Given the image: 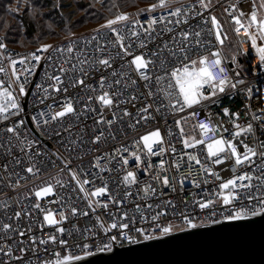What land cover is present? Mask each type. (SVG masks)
<instances>
[{"label": "built area", "instance_id": "obj_1", "mask_svg": "<svg viewBox=\"0 0 264 264\" xmlns=\"http://www.w3.org/2000/svg\"><path fill=\"white\" fill-rule=\"evenodd\" d=\"M159 5L157 0L144 13L48 47L14 49L0 35L4 46L0 48L1 88L12 94L21 109L9 108L3 114L7 119H0V264H67L77 260L65 257L83 259L110 251L105 245L110 244L112 250L146 241L145 236L150 240L188 229L189 221L197 227L237 213L264 212V63L251 37L256 47L264 46V38L250 20L258 12L254 0H184L170 7ZM213 17L218 27L213 26ZM233 17H239L243 27ZM153 19L156 23L150 25ZM229 39L233 49L226 54L223 46ZM244 44H251V50ZM137 55L149 62L140 71L131 64ZM201 57L209 63L220 59L229 85L215 96L210 95V85H205L201 91L209 98L188 107L171 73L191 67L192 61L197 65ZM141 73L148 78L143 79ZM53 76L61 78L59 84L49 79ZM37 84L47 92L38 90ZM105 92L113 101L109 106L97 99ZM69 101L74 112L52 120ZM224 109L229 110L227 115ZM26 116L42 139L29 127ZM202 122L215 131L202 134ZM10 127L15 131L8 132ZM156 130L162 143L153 145L156 154L152 155L140 138ZM220 138L232 141L241 157L245 145L256 155L236 165L235 158L225 152L222 163L215 164L207 155V144ZM196 140L203 143L196 144ZM185 141L194 146L185 147ZM129 171L136 177L134 184L124 182ZM245 174L251 179L238 184L250 187L235 189L238 198L225 206L218 195L219 183ZM165 177L168 185L163 184ZM48 186L51 193L36 196ZM97 188L106 191L92 196ZM208 200L212 204L200 209L199 202ZM48 212L58 224L45 222ZM61 214L65 219L60 220ZM112 223L128 227L112 229ZM165 227L168 233H163Z\"/></svg>", "mask_w": 264, "mask_h": 264}, {"label": "snow or ice", "instance_id": "obj_2", "mask_svg": "<svg viewBox=\"0 0 264 264\" xmlns=\"http://www.w3.org/2000/svg\"><path fill=\"white\" fill-rule=\"evenodd\" d=\"M166 0H160V5L159 6H164L165 5ZM202 2V0H201ZM157 5H153L152 8H155ZM261 7H264V4L261 5ZM178 11V10H177ZM173 15H175L176 13H172ZM128 17L126 15H119L116 17V20H109L107 22V25H105V27H110L111 25L115 24L117 21H124L127 20ZM234 21L236 22L237 25H240L241 27H243V25L241 24V21L239 19V17H233ZM251 23L257 25L258 30L261 34V37L264 38V19H260L257 20V16L255 13H253L250 17ZM212 24L214 27H218L217 21L215 19V17L212 18ZM150 25L156 23V20H152L149 22ZM240 29L237 28V31H239ZM113 31H115V29H113ZM245 34H248V29L245 28L244 29ZM132 35H136L135 32L132 33ZM187 35V34H184ZM197 36H199V33H196ZM216 38L217 40H220V33L217 32L216 34ZM118 39H120L118 37ZM252 39V44L253 47H255V50L259 56V60L264 63V46L262 47H256V42H255V37H251ZM222 42V41H221ZM4 47L2 44H0V48ZM47 47V46H45ZM123 47V46H122ZM72 49L69 48L68 51H71ZM181 51H183V49H181ZM213 56H217V53H212ZM35 60L39 61L40 57L39 56H35L34 57ZM15 63V62H13ZM21 63H23V61H21ZM100 64L108 66L109 65V61L107 60H100L99 61ZM147 63L144 60V58L140 55L135 56L132 60H131V64L135 66L137 71H140L144 68L147 67ZM196 61H192V66L189 67L188 65H185L182 69H176L173 70L171 73L172 78L175 80V86L179 89V93L180 95L183 97L184 100V104L185 106L191 107L194 104H199L201 102V100H206L209 98L208 95H205L201 89L204 88L205 85H210L212 92L210 93L211 96H215L217 95V92L219 93H224L225 92V85H229V77L227 75H225V68L220 67L221 65V60L220 59H214L211 61V63L208 62L207 58L205 57H201L199 60V67H196ZM213 68H218L219 72L215 73L212 71ZM0 71H2V69H0ZM60 71H64L63 68L60 69ZM15 75V73H14ZM142 78L143 79H147V76H144L143 73H141ZM49 79L55 80L57 82V84L60 83L61 78L59 76H53V77H49ZM160 79V78H157ZM78 83L83 84L84 81L80 80L78 81ZM117 83H119V81H117ZM230 86L232 88L236 87L235 83L230 84ZM38 90H43L45 92H47V89H42V86L40 84L36 85ZM50 87H52V85H50ZM169 87H172V85H169ZM57 91H59V88L56 89ZM20 92L21 94H23L25 92V89L23 86H21L20 88ZM0 97H4L3 101H0V119H7V116L3 115L4 113H8L9 108L20 111V107L19 104L12 98V94L10 92H8L6 89L5 90H0ZM97 99H99L103 105L105 106H109L113 103L112 99L109 97V94L107 92L104 93V95L98 97ZM228 109H224L225 114H228ZM74 112V108H73V104L71 101L67 102L63 109L61 111L55 112V114L52 116V120H56L58 117H63L66 114L69 113H73ZM15 114V113H13ZM40 115H44V113H41ZM125 115H127V113H125ZM233 115H235V113H233ZM33 120H37V117H33ZM44 123H48V121H45ZM109 124L112 123V121H108ZM199 128L201 129V133L202 134H206L208 131H215V128H210L208 124L206 123H200L199 124ZM248 131L251 130V125H249ZM8 132H14L15 129L10 127L7 129ZM57 135H59V133H56ZM234 136L239 135V132L234 133ZM100 139L99 136L96 137V140L98 141ZM141 141L143 142V146L144 149L147 150V153L155 155L156 153L153 150V145H159L160 143H162V139H161V135L159 130L156 131H152L150 133H148L147 135L142 136ZM73 143H75V141H73ZM196 144H201L203 143L202 140H196L195 142ZM31 146V145H29ZM194 145H190L187 141H185V147H191ZM245 147V154L243 155V157H241V155L237 152V148L236 145L229 140H224L223 138L220 139H214L212 140L211 143L207 144V155L209 158H213V163L215 164H220L222 163V158H221V154L228 152L230 153L231 157L235 158V164L236 165H240L242 163L245 162H250L251 157L256 155V153L254 152L253 149L248 148L247 145L244 146ZM163 151V150H161ZM135 155V154H133ZM135 159L137 161H139L141 158L140 156H135ZM189 159H196L195 157H189ZM124 163H128L127 160L124 161ZM196 163L199 164L200 161L198 159H196ZM163 165V161H161V167ZM149 168L153 167L151 164L148 165ZM27 171L32 172L33 169L32 168H28ZM206 171H208L210 174H212L213 176H215V178L217 180H220L219 175H217L215 172H213L211 169H207ZM73 178L75 179V175H73ZM251 179V177H249L247 174L245 175H240L231 179H228L227 181H221L219 183V197L222 199L223 204L225 206L230 205L234 200H236L238 198V193L235 192L234 190L237 188L240 189H244V188H248L250 187V185H243V184H238V181H242V180H248ZM124 182L127 184H134L136 183V177L134 175L133 172L129 171L127 173V175L124 177ZM84 183H89V181H84ZM163 184L164 185H168L169 184V180L167 177H165L163 179ZM196 187H199V184H195ZM106 191V188H97L95 191H93L91 193L92 196H99L101 194H103ZM151 191H154L151 190ZM52 192V188L51 186L42 188L40 191L36 192V196L40 197L43 195H48L49 193ZM145 192L148 193L149 189L145 188ZM212 204L211 200H208L207 202L204 201H200L199 202V207L200 209H206L208 208L210 205ZM37 207H39V205H37ZM106 207V205H105ZM73 212L75 213V209H73ZM257 213H253V215H256ZM17 215H19V213H17ZM84 215H87V213H84ZM245 216L237 213L235 216H228L225 217V219H233V220H240V219H244ZM65 219V217L61 214L60 220ZM156 217H153V220H155ZM44 220L46 223H48L49 225H55L58 224L59 221H57L54 217L53 214L51 212H48L47 214H45L44 216ZM188 226L190 228H194L196 227L195 224H192L189 221ZM5 228H7L8 226L5 225ZM101 227H104V225L101 224ZM127 228L128 225L127 224H117V223H112L110 225V228L115 229V228ZM60 232H63L64 230L62 228L57 229ZM107 228H105V232H107ZM170 231V229L168 227L163 228V233H168ZM50 239H55L54 237H50ZM112 239L114 240L115 237H112ZM145 239H149V237L145 236ZM43 242V241H42ZM62 244L66 243L65 241H61ZM87 247V246H86ZM106 248H108L109 250H111V245H105ZM65 260H69V259H82V257H65Z\"/></svg>", "mask_w": 264, "mask_h": 264}, {"label": "water", "instance_id": "obj_3", "mask_svg": "<svg viewBox=\"0 0 264 264\" xmlns=\"http://www.w3.org/2000/svg\"><path fill=\"white\" fill-rule=\"evenodd\" d=\"M26 121L42 139L28 116ZM67 264H264V212L115 246Z\"/></svg>", "mask_w": 264, "mask_h": 264}, {"label": "rangeland", "instance_id": "obj_4", "mask_svg": "<svg viewBox=\"0 0 264 264\" xmlns=\"http://www.w3.org/2000/svg\"><path fill=\"white\" fill-rule=\"evenodd\" d=\"M157 0H10L8 9L13 18L20 19L22 15L28 14L30 20L36 22L38 31L41 28L49 29V31L56 29L55 34H42L37 31L39 35H35L36 41L28 40L17 42L19 45L29 46L35 45L38 47L49 46L59 40H63L74 36L76 34L94 30L107 25L109 20H116L119 15H126L131 18L137 14L144 13L148 7ZM184 0H168L165 2L166 7L177 5ZM258 12L256 13L257 20L264 19V0H254ZM209 3V2H208ZM67 4V5H66ZM53 16L63 18L62 22H56V19H51ZM61 24V25H60ZM19 27V33L24 34V27L16 21ZM58 26L59 28H54ZM72 26H76L72 28ZM41 27V28H40ZM85 28V29H84ZM25 36V34L23 35ZM20 40L22 38L20 37ZM232 42V39H231ZM200 60V59H199ZM199 61L196 67H199ZM239 66L247 73V68L244 64ZM0 90L1 83H0Z\"/></svg>", "mask_w": 264, "mask_h": 264}, {"label": "trees", "instance_id": "obj_5", "mask_svg": "<svg viewBox=\"0 0 264 264\" xmlns=\"http://www.w3.org/2000/svg\"><path fill=\"white\" fill-rule=\"evenodd\" d=\"M62 1H65V0H62ZM209 1L212 2L214 0H209ZM9 5H10V0H0V35L3 37L5 43L9 47L14 48V49L38 47L35 45H29V46L19 45L20 43H17V42L28 40V38H30L32 41H36V39L38 38H34V37L35 35H39L40 33L44 35L48 33H51V34L56 33L57 31L56 29L49 31V29L52 27L48 29L40 27L41 31H38V28H39L38 25L36 26V22H34L33 20H30V16L28 14H24L22 15V17H20V19L15 20L12 17L13 14H11L10 10L8 9ZM51 19L52 20L56 19V22L61 23V24L62 22H66V21H63L62 20L63 18H61L60 16L58 18L53 16ZM16 21H18L21 24V26L24 27L25 36H23L24 34L22 35L19 33L20 30H19V27L16 25ZM75 27L76 26H72V28H75ZM54 28H59V27L55 26ZM37 31L39 32V34L37 33ZM20 37L22 38V40H20ZM232 49H233V46H232L231 39L226 40L223 46L224 52L226 54H229L232 51Z\"/></svg>", "mask_w": 264, "mask_h": 264}, {"label": "bare ground", "instance_id": "obj_6", "mask_svg": "<svg viewBox=\"0 0 264 264\" xmlns=\"http://www.w3.org/2000/svg\"><path fill=\"white\" fill-rule=\"evenodd\" d=\"M245 45V48L247 49V50H251V44H244Z\"/></svg>", "mask_w": 264, "mask_h": 264}]
</instances>
